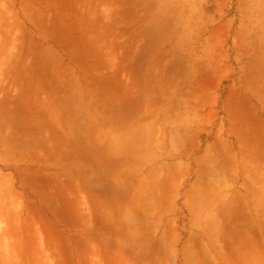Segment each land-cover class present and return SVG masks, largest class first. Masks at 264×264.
<instances>
[{"label":"rangeland","instance_id":"obj_1","mask_svg":"<svg viewBox=\"0 0 264 264\" xmlns=\"http://www.w3.org/2000/svg\"><path fill=\"white\" fill-rule=\"evenodd\" d=\"M205 6L228 32L197 21V0H0V264H242L253 245L264 264V239L184 242L130 203L132 107L184 128L216 107L202 90L221 97L217 76L237 90L241 75L247 97L257 77L264 94V0Z\"/></svg>","mask_w":264,"mask_h":264},{"label":"crops","instance_id":"obj_2","mask_svg":"<svg viewBox=\"0 0 264 264\" xmlns=\"http://www.w3.org/2000/svg\"><path fill=\"white\" fill-rule=\"evenodd\" d=\"M205 2L208 0H197V21L224 35L230 29V18L227 15L215 19L213 7L206 8ZM140 6L132 7L143 15L144 8ZM124 43L130 44L127 38ZM125 60L130 62V57L125 56ZM110 61L121 59L116 56ZM112 72L119 73L117 68ZM216 79L223 86L221 97L220 91H214L213 87L202 90L212 101L216 99V107L198 109L199 120L184 128L176 123L173 129L168 127L167 116L160 108L151 110L141 106L129 110L128 126L133 136L127 139L125 151L129 173L136 176L139 184L133 188L130 203L153 221L163 223L165 234L171 229L184 242L195 236L215 238V232L225 228L234 233L231 237L260 241L264 239L262 82L255 77L254 94L247 97L246 88L240 83L241 75L237 90L225 84L224 76ZM231 99L237 103L234 108ZM246 101L252 108L246 106ZM219 106L224 115L216 111ZM112 111L109 109L110 115L116 118L118 111ZM171 115L174 121L181 116L176 111ZM211 127L210 139H205ZM61 171L62 165L52 166L50 174ZM14 177L18 183V170L14 171ZM168 180H172L171 186L165 190ZM240 253L245 256L242 264H261L263 250L259 245L242 249ZM247 255L253 258L247 259Z\"/></svg>","mask_w":264,"mask_h":264}]
</instances>
